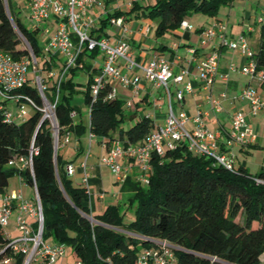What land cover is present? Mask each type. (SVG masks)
I'll use <instances>...</instances> for the list:
<instances>
[{
	"label": "trees",
	"instance_id": "obj_1",
	"mask_svg": "<svg viewBox=\"0 0 264 264\" xmlns=\"http://www.w3.org/2000/svg\"><path fill=\"white\" fill-rule=\"evenodd\" d=\"M234 1L158 0L146 11L158 22L156 35L162 37L179 29L194 13L214 18L221 7ZM8 6L10 15L4 0H0V48L15 60L29 57L30 50L38 62L43 60L39 32L28 29ZM21 34L30 50L23 46ZM84 54L78 63L83 62ZM99 54L95 51L91 56ZM256 61L264 70V23ZM98 74V69L90 73L84 92L86 104L92 106L88 124L81 118L74 124L71 114L81 113L71 103L75 93L72 80H62L59 89L56 81L47 92L52 102L58 97L56 116L60 127L64 132L68 128L78 138L91 133L109 143L114 139L142 141L154 129V122L142 118L124 129L129 115L123 100H107L110 83L92 103L91 86ZM63 90L67 95L62 100ZM20 93L42 105L34 87L25 86ZM33 142L39 149L33 159V172L44 214V239L73 247L76 260L84 264H135L142 249L166 242L180 264H264V184L256 181L264 180V172L254 176L245 167L228 171L206 156L193 154L183 143L163 157H153L148 184L130 202L135 208L134 220L125 224L121 205L92 215L86 189L74 186L67 172L68 163L59 151L55 155L50 123L42 122L38 110L22 123L6 122L0 111V193L6 192L10 179L17 174L24 176L26 184L34 185L30 170L20 172L12 165L15 158L29 154ZM1 229L0 261L11 252L10 241Z\"/></svg>",
	"mask_w": 264,
	"mask_h": 264
},
{
	"label": "built area",
	"instance_id": "obj_2",
	"mask_svg": "<svg viewBox=\"0 0 264 264\" xmlns=\"http://www.w3.org/2000/svg\"><path fill=\"white\" fill-rule=\"evenodd\" d=\"M9 13V2L4 0ZM99 4V0H32L30 19L39 25L50 18L53 12L57 20L58 28L51 36L48 43V50L57 51L62 59L63 74L58 81V89L67 71L77 68L79 58L85 51L93 53L98 51L102 56L99 74L94 77L91 86L93 102L96 101L100 91L109 84L110 80L117 81L122 87H133L138 91L142 82L140 76L128 77L122 72L118 60H123L127 68L131 71L142 70L144 78L156 88L164 89L168 98L169 111L163 125L159 126L154 132L149 133L142 141L137 143H126L120 139H114L110 143L104 141V147L108 153L101 159V165L108 167L116 178L121 181L124 178V166L122 162L134 161L141 171V179L145 184L149 182L152 172L153 157H163L167 153L175 151L185 143L190 152L195 155L206 156L217 166H221L228 171H235V146H248L255 142L257 135L250 127L247 116L243 112H237L232 119V128L228 140L221 142V132L208 129L203 120V113L199 111L195 117L191 118L185 111L177 112L174 108V100L181 101L185 92L192 91V84L189 83L184 89L178 88L183 82L184 77L189 73L187 70L175 74L170 63L165 59L155 60L148 65H142L132 58L131 47L125 41H120L116 45H111L107 40L96 39L87 33L93 20L88 17L89 11ZM10 14V13H9ZM86 20L83 22V19ZM264 23V14L259 20ZM112 22L119 26L123 25V19H113ZM181 28L192 30L187 22L181 23ZM72 30V32L69 31ZM228 26L223 22H215L212 26L203 31L204 42H211L216 37L221 39V47H228L233 51H239L248 59L246 65L241 68V72L250 76L252 79L264 83V70L258 68L256 52L252 51L244 36L236 40L227 38ZM30 56L20 60H15L10 54L0 48V111L6 122L22 123L27 118L26 106H31L34 110L42 113V122L50 123L52 136L54 139V149L58 152L61 144L70 142V134L64 132L60 127L56 109L58 97L52 102L47 97V79L55 77L53 69L48 70L46 78L42 75L35 79L34 87L41 100L42 105L38 106L34 99L20 93L25 86L30 84L29 71L33 66L36 69L37 58L30 50ZM192 53H195L192 51ZM221 52L216 50L199 62L198 70L200 77L206 85L210 87L214 84L219 71ZM196 61L191 58L190 63ZM176 86V90H173ZM242 98L250 105V114L257 116L264 109V97H260L256 90L247 88L242 92ZM118 99L116 87H112L107 100ZM212 103L219 105L218 102L211 100ZM15 104V109L11 107ZM128 106H131L129 103ZM89 107V114L91 112ZM75 116L76 113L71 114ZM192 120L195 125L194 131L187 129L188 121ZM95 135L90 133V140ZM39 149L34 142L30 146L27 156H20L14 159L12 165L20 172L30 170L34 179L33 159L38 155ZM90 154L87 155L88 159ZM69 176L74 175L75 168L72 165L67 167ZM88 174L85 175L84 184L88 192ZM22 184H26L24 176L20 175ZM257 183L264 184V180L256 179ZM35 192V201L25 199L22 191L17 195L0 193V227L9 226L10 219L16 212L15 232L17 237L11 233L7 234L10 241L11 252L0 264H57L65 255V245L48 243L44 239V214L39 198L37 185L34 179L32 186ZM32 222H28L25 216ZM137 237L134 234H130ZM74 264H84L80 260H75ZM135 264H180L174 254L173 247L166 242L160 243L159 247L142 249L136 259Z\"/></svg>",
	"mask_w": 264,
	"mask_h": 264
},
{
	"label": "crops",
	"instance_id": "obj_3",
	"mask_svg": "<svg viewBox=\"0 0 264 264\" xmlns=\"http://www.w3.org/2000/svg\"><path fill=\"white\" fill-rule=\"evenodd\" d=\"M31 2L32 0H24L22 3L24 5L20 4L18 9H15L11 2L9 4L14 15L22 23L23 21L20 16L25 15L30 24L33 25V28L30 29L23 23L28 29L39 32V44V36H46L47 46L44 48L40 46L43 60L37 63V71L43 76H47L48 68L51 67L53 71L55 69L61 71L60 78L64 69L61 56L57 51L53 49L49 51L47 49L49 39L58 28L57 20L51 11L50 18L47 21L39 25L34 24L30 19ZM157 2L158 0H99V4L88 13V17L93 20V23L87 27V33L96 39L107 40L111 45H116L120 41L127 42L131 47L133 60L142 65H148L155 60L165 59L170 63L175 74L187 70L189 73L184 77L183 82L178 88L184 89L187 84L191 83L192 91L185 92L184 98L181 101L175 100L178 112L185 111L193 118L201 111L206 127L212 131L221 132V142L228 140L234 115L237 112H243L247 116L250 127L257 135V139L248 146L234 147L233 152L236 167V160L239 156L248 157L252 154L253 150L264 147V109L257 116H252L248 101L241 96L245 89L253 88L260 97H264V83L252 79L241 72V68L248 62V59L241 52L233 51L228 47H221V39L219 37H216L211 42H204L203 31L215 22L226 23L228 26L226 35L229 40H236L244 36L251 50L257 53L261 45V32L258 48L254 35L257 33V25L263 26V23L259 21L261 14L259 15V19L253 24L250 12H248L249 6L252 7L253 4L250 3V0H246L245 2H237L236 0L231 5L232 8L229 10L224 9L223 13L226 14L228 21L220 18V11L225 7L223 6L220 8L217 17L212 18L205 15L207 18H211V22L204 18H199L197 16L198 13H194L184 20L192 26V30H186L180 26L176 31L158 37L156 35L158 22L151 19L146 11V7L152 6ZM237 6L244 8L246 16L243 18V23L241 25L238 23V28H235L233 25H230L229 20L238 16ZM120 18L124 20L123 25L119 26L112 22L113 19ZM85 20L86 18L83 19V22ZM69 31L72 32L71 29ZM216 50L221 52L219 71L214 84L208 87L200 77L198 64ZM192 51L195 53H192ZM91 54L87 51L83 55V62L75 68V70L81 69L87 72L88 78L94 69H100L98 60L102 56L101 54L91 56ZM192 57L196 61L190 63ZM118 64L122 72L128 77L132 78L137 75L142 78L138 91L133 87L124 88L115 80H110L109 82L112 87L117 88L118 99L124 101V109L129 112L127 122L134 123L139 119L149 118L155 124L152 130L154 132L159 126L164 124L163 122H165L169 111V104L166 110H164V106L159 102V97H154L153 89L156 87L146 81L142 70H129L126 62L123 60H118ZM57 76L55 74L53 80ZM52 87L50 83L48 85L49 93ZM173 90H176V86H173ZM211 100L218 102L219 105L212 103ZM129 103L131 106H128ZM11 107L15 109V104H11ZM74 112L76 115L72 116V118L74 124H76L80 120H77L79 112ZM80 113L82 112L80 111ZM88 122H90V114ZM88 122L86 121L87 124ZM187 129L191 132L194 131L195 125L192 120L188 121ZM65 132L70 134V142L61 144L59 154L64 162L75 168L74 175L69 176L74 186L85 189L84 179L85 175L88 174V206L92 215L97 216L104 213L109 206L121 205L122 211L123 205L129 204L130 206L131 200L136 196L140 188L144 186L141 179V171L134 161L122 162L124 166V178L119 181L108 167L101 165V159L108 153L104 147L105 139L94 137L98 140L99 154L97 157L90 154L89 158L86 159L84 157L86 137L78 138L68 128ZM68 164L67 167L69 166ZM246 164L247 162L239 165V167H245L250 172ZM28 219L29 222H32L30 218Z\"/></svg>",
	"mask_w": 264,
	"mask_h": 264
},
{
	"label": "rangeland",
	"instance_id": "obj_4",
	"mask_svg": "<svg viewBox=\"0 0 264 264\" xmlns=\"http://www.w3.org/2000/svg\"><path fill=\"white\" fill-rule=\"evenodd\" d=\"M24 0H8V2H11V4L13 5V7L15 9H18V6L20 4L23 3ZM246 1V0H245ZM244 1V2H245ZM235 2V1H234ZM233 2V3H234ZM237 2H241L240 0H237ZM250 3L253 4V6H249L248 8V12H250L251 18H252V23L254 24L256 22V20L259 19V15L261 14V17L264 14V0H250ZM24 5V4H22ZM231 7V5H227L225 7H223L220 11L221 17L222 19H224L225 21L227 20V16L224 12V9L229 10ZM237 10V17L232 18L231 20H229L230 25H233L235 28H238V23L241 25L244 21L243 18H245L246 14L244 11L243 7L237 6L236 8ZM225 15V16H224ZM197 16L199 18H204L205 20H209L211 22V18H207L205 17V15L198 13ZM20 18L22 19L23 23L30 29L33 28V25L30 24V22L28 21V19L25 17V15H21ZM257 33L254 35V38L256 39V44H257V48L259 45V37H260V32H261V28L262 25H257ZM23 39V38H22ZM40 39V46L42 48L46 47V36L45 35H40L39 36ZM252 41V40H251ZM23 46L27 47L30 50V45L23 39ZM22 46V47H23ZM99 63L100 65L102 64L103 60L102 57L99 58ZM61 71L59 70H54V74H57V78L53 79H47V85H49L51 83V86H54L56 81H59V76H60ZM42 75L39 71H36V69L33 68V66L30 68L29 71V79H30V84L32 87H36V83L34 82L37 76ZM43 76V75H42ZM46 78V76H43ZM69 80H72L74 83V95L71 98V103L74 107L78 108V110H80L81 116L79 114V116L77 117V120H79L81 117L82 119L86 122H88L89 120V107L85 102L84 99V92L87 88V81H88V74L87 72H85L84 70L78 69L75 71V73H72V71H67L64 76H63V82L67 83ZM154 91V97H159V102L164 106V110H166V107L168 105V98L164 93V89L162 88H155L153 89ZM49 92V91H48ZM67 95V92H65V90H63L62 92V96L61 99L63 100V97ZM162 98V99H160ZM174 102V108L175 110L178 112L177 109V103L176 101L173 99ZM26 112H27V117L29 118L32 113L34 112V109L31 106H26ZM127 115H129V112L126 111ZM164 123V122H163ZM162 123V124H163ZM133 123L132 122H127L125 121L123 124L124 129H129L131 127ZM97 138H94L91 142H90V138H89V134L86 136V142H85V156L87 158L88 154H91L93 156H96L99 154V150H98V142H97ZM247 162V167L250 170V173L254 176L260 174L262 171H264V147L261 149H257V150H253L252 154L249 155L248 157L245 156H239V158L236 160V167L238 168L239 165H242L243 163ZM22 191L25 199L29 200V201H35V192H34V188L28 184H22L19 175H15L13 176L10 181H9V187L7 189V193L10 195H17ZM123 213H124V218H125V224H130L135 217V208H131L128 205H123ZM102 214V213H101ZM100 214V215H101ZM16 215L17 213L15 212L14 215L12 216V218L10 219L9 222V226L2 228L1 232L3 233V235L6 237L7 234L11 233L13 235V237H17L18 233L15 232L14 228L16 225ZM25 219L29 222L28 217H26V215L24 216ZM48 243H52L51 239L47 240ZM76 259V255H75V251L73 249V247L69 246V245H65V255L63 257V259H60L58 261L57 264H74V260ZM262 262H264V256L262 257Z\"/></svg>",
	"mask_w": 264,
	"mask_h": 264
},
{
	"label": "water",
	"instance_id": "obj_5",
	"mask_svg": "<svg viewBox=\"0 0 264 264\" xmlns=\"http://www.w3.org/2000/svg\"><path fill=\"white\" fill-rule=\"evenodd\" d=\"M10 15V14H9ZM22 38L27 42V40L23 37V35L21 34ZM28 43V42H27ZM29 44V43H28ZM55 155H57V151L55 150Z\"/></svg>",
	"mask_w": 264,
	"mask_h": 264
}]
</instances>
